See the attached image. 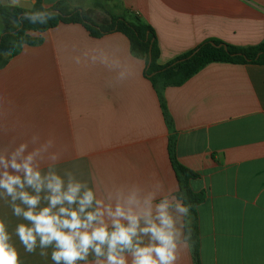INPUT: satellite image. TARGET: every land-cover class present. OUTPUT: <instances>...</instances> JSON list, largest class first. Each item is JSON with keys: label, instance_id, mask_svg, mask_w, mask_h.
I'll list each match as a JSON object with an SVG mask.
<instances>
[{"label": "crops", "instance_id": "obj_1", "mask_svg": "<svg viewBox=\"0 0 264 264\" xmlns=\"http://www.w3.org/2000/svg\"><path fill=\"white\" fill-rule=\"evenodd\" d=\"M60 2L90 11L96 23L137 16L154 32L158 66L210 40L243 49L264 42V0H41V6ZM29 36L40 43L22 46L0 68V146L38 134L66 148L58 173L71 171L89 186L154 179L178 186L168 154L173 136L178 163L198 174L191 190L205 194L196 210L200 264H264V66L211 63L158 94L122 34L92 38L79 24H60ZM94 50L131 74L118 81L86 58ZM0 220L21 264H53L51 249L46 256L24 250L15 227L25 221L2 194ZM177 264H195L190 247Z\"/></svg>", "mask_w": 264, "mask_h": 264}, {"label": "clouds", "instance_id": "obj_2", "mask_svg": "<svg viewBox=\"0 0 264 264\" xmlns=\"http://www.w3.org/2000/svg\"><path fill=\"white\" fill-rule=\"evenodd\" d=\"M85 56L116 73L118 81L131 74L103 50ZM64 151L38 134L0 146V194L25 221L15 227L24 250L39 248L46 256L51 249L53 264H177L191 239L190 206L178 186L160 179L89 186L71 171L58 173ZM0 264H21L2 220Z\"/></svg>", "mask_w": 264, "mask_h": 264}, {"label": "trees", "instance_id": "obj_3", "mask_svg": "<svg viewBox=\"0 0 264 264\" xmlns=\"http://www.w3.org/2000/svg\"><path fill=\"white\" fill-rule=\"evenodd\" d=\"M60 24H79L92 38H100L112 33L122 34L129 43L133 57L143 60V75L159 94L166 87H179L206 65L211 63L254 64L264 66V42L250 48H237L219 41L210 40L199 45L165 66H158V47L153 30L137 16L125 12L121 16H110V20L96 23L90 11L70 10L65 2H60L50 9L41 6V0H35L31 11L17 7L0 5V68L16 56L22 46L36 45L39 38H32L29 32L43 33ZM164 117L166 107L161 101ZM168 154L172 169L176 175L179 195L190 206L191 229L190 249L195 264L199 261V232L197 207L205 200L203 192H193L189 186L198 174L180 165L175 156V140L171 136L168 142Z\"/></svg>", "mask_w": 264, "mask_h": 264}, {"label": "water", "instance_id": "obj_4", "mask_svg": "<svg viewBox=\"0 0 264 264\" xmlns=\"http://www.w3.org/2000/svg\"><path fill=\"white\" fill-rule=\"evenodd\" d=\"M35 0H0L1 6L17 7L22 10L31 11Z\"/></svg>", "mask_w": 264, "mask_h": 264}]
</instances>
